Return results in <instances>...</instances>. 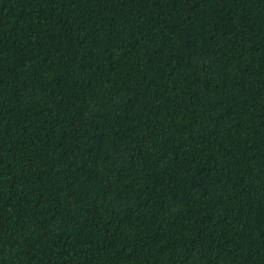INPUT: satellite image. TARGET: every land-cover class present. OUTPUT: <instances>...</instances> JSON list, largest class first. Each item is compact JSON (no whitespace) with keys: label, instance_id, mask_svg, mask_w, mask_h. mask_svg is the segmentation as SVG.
I'll use <instances>...</instances> for the list:
<instances>
[{"label":"trees","instance_id":"trees-1","mask_svg":"<svg viewBox=\"0 0 264 264\" xmlns=\"http://www.w3.org/2000/svg\"><path fill=\"white\" fill-rule=\"evenodd\" d=\"M0 264H264V0H0Z\"/></svg>","mask_w":264,"mask_h":264}]
</instances>
